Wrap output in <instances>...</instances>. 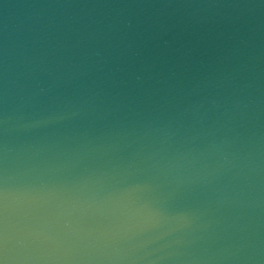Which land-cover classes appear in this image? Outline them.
I'll use <instances>...</instances> for the list:
<instances>
[{
  "label": "water",
  "instance_id": "1",
  "mask_svg": "<svg viewBox=\"0 0 264 264\" xmlns=\"http://www.w3.org/2000/svg\"><path fill=\"white\" fill-rule=\"evenodd\" d=\"M0 264H264V0H0Z\"/></svg>",
  "mask_w": 264,
  "mask_h": 264
}]
</instances>
